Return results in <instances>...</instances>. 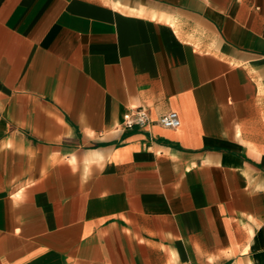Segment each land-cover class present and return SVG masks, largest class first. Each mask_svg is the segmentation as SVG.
<instances>
[{
	"label": "crops",
	"instance_id": "0c3cea01",
	"mask_svg": "<svg viewBox=\"0 0 264 264\" xmlns=\"http://www.w3.org/2000/svg\"><path fill=\"white\" fill-rule=\"evenodd\" d=\"M0 264H264V0H0Z\"/></svg>",
	"mask_w": 264,
	"mask_h": 264
},
{
	"label": "built area",
	"instance_id": "2783aa9c",
	"mask_svg": "<svg viewBox=\"0 0 264 264\" xmlns=\"http://www.w3.org/2000/svg\"><path fill=\"white\" fill-rule=\"evenodd\" d=\"M150 121L147 107L140 106L127 110L122 117L120 126L124 129H132L135 126H144ZM159 123L168 128H178L181 118L177 111H169L159 118Z\"/></svg>",
	"mask_w": 264,
	"mask_h": 264
}]
</instances>
